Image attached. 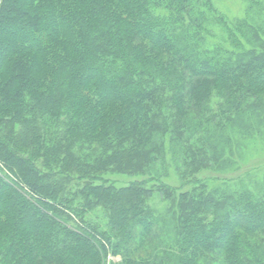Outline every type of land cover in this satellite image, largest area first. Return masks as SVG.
Instances as JSON below:
<instances>
[{"label":"trees","instance_id":"1","mask_svg":"<svg viewBox=\"0 0 264 264\" xmlns=\"http://www.w3.org/2000/svg\"><path fill=\"white\" fill-rule=\"evenodd\" d=\"M247 1L0 0V264H264V185L206 183L264 128Z\"/></svg>","mask_w":264,"mask_h":264},{"label":"rangeland","instance_id":"2","mask_svg":"<svg viewBox=\"0 0 264 264\" xmlns=\"http://www.w3.org/2000/svg\"><path fill=\"white\" fill-rule=\"evenodd\" d=\"M264 3V0H261ZM213 4L216 9L224 14L227 18L231 20H236L238 18H243L246 14V9L248 7L247 0H213ZM264 6V5H263ZM264 12V10H263ZM263 19H261L262 28H264V13L262 14ZM235 157L240 158V167L234 173L226 174L227 177H234V175H239L242 173L241 177L237 183L228 182L224 183V180H215V179H206L209 189H214V187H222L225 190H233L236 187L240 188L242 186L248 187H262L264 185V128L261 130L259 135H255L252 138L247 137H237L235 142ZM257 166L256 168H253ZM215 173L212 170H202L199 173V177L209 178V176L214 175ZM217 176V175H215ZM214 176V177H215ZM107 178L115 181L118 185L129 183L133 180H143L147 176H130L125 174H107ZM213 177V176H211ZM221 177V175H220ZM163 180L173 186H181V181L179 180L178 175L175 172V168L170 167L167 176L163 177ZM236 181V180H235ZM191 185L186 186L184 189L190 188ZM151 205L155 209L156 213L159 215H165L167 211L168 202L161 199L158 193L154 194V197L151 200ZM93 219L104 222V213L102 210H96L92 216ZM103 224V223H102ZM161 228H167L168 224L165 222L160 223ZM167 224V226H165ZM158 227V229H159ZM165 228V229H166ZM164 229V230H165ZM161 231V229H160ZM163 232V231H162ZM116 260H119L120 257H115Z\"/></svg>","mask_w":264,"mask_h":264}]
</instances>
